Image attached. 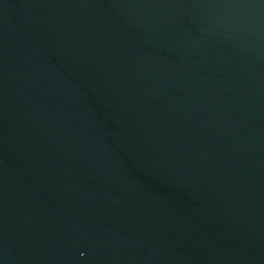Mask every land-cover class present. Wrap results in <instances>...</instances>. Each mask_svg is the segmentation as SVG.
I'll return each instance as SVG.
<instances>
[{
	"label": "water",
	"instance_id": "1",
	"mask_svg": "<svg viewBox=\"0 0 264 264\" xmlns=\"http://www.w3.org/2000/svg\"><path fill=\"white\" fill-rule=\"evenodd\" d=\"M0 264H264V0H0Z\"/></svg>",
	"mask_w": 264,
	"mask_h": 264
}]
</instances>
